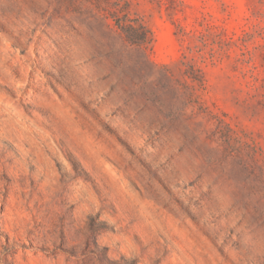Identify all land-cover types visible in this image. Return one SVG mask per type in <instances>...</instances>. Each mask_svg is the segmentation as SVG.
Here are the masks:
<instances>
[{
	"label": "rangeland",
	"instance_id": "1",
	"mask_svg": "<svg viewBox=\"0 0 264 264\" xmlns=\"http://www.w3.org/2000/svg\"><path fill=\"white\" fill-rule=\"evenodd\" d=\"M0 264H264V0H0Z\"/></svg>",
	"mask_w": 264,
	"mask_h": 264
},
{
	"label": "trees",
	"instance_id": "2",
	"mask_svg": "<svg viewBox=\"0 0 264 264\" xmlns=\"http://www.w3.org/2000/svg\"><path fill=\"white\" fill-rule=\"evenodd\" d=\"M118 26L132 44H144L152 41V34L145 25L137 24L131 20L119 19Z\"/></svg>",
	"mask_w": 264,
	"mask_h": 264
}]
</instances>
